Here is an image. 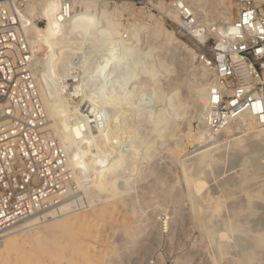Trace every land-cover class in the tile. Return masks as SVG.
<instances>
[{
	"label": "rangeland",
	"instance_id": "374dc122",
	"mask_svg": "<svg viewBox=\"0 0 264 264\" xmlns=\"http://www.w3.org/2000/svg\"><path fill=\"white\" fill-rule=\"evenodd\" d=\"M177 1L101 0L88 9L70 3L72 20L57 32L52 43L65 54L69 53L70 65L73 58L78 59V66L76 62L73 64L79 70L77 75L92 77L90 84L84 80L85 87L89 93L95 89L94 93L100 97H92L88 104L85 103L90 110H78L74 118H67L65 126L67 133L71 134L76 133L80 123L88 121V115L96 120L84 134L77 135L71 147L86 148L83 136L89 137L97 127L117 138L115 146H105L112 149L114 156L109 155L103 163L92 158L87 166L74 169L75 175L81 177V182L109 175L119 188L127 189V195L115 200L100 193L82 208L63 203L60 208H68L70 212L64 216L69 220L70 229L67 234H56L58 244L50 241L49 238H53L51 230L36 232L37 228H30L15 235L12 245L0 251V264H210L211 259L226 264L230 257L236 255L237 258L241 249L259 255L258 248L245 238L250 232L246 226L251 223L243 218L246 214L239 213L238 216L242 217L239 218L231 211L243 194L238 190L230 194L232 182H236L238 176L235 173H240L241 163L246 160L243 153H238L239 156L227 153L216 167L210 171L206 167L203 168L205 171L202 170L204 187L199 193L209 192L211 198L202 203L208 211L210 234L201 235L192 220L184 180L190 163H183V160L189 162L195 153L206 147L205 139H215L217 135L205 134L204 140H198L199 133L205 131L203 116L206 107L201 110L200 100H193L188 87L201 84L208 89L213 74L200 63L199 55L208 47L204 42L214 44L219 36L207 32L209 25L211 28L216 26L214 20H198L200 33L206 34L204 42L189 34L182 26L181 14L173 9ZM224 1L231 6L230 21H233L237 13L235 1ZM26 3L29 13V5L34 0H24V8ZM32 18L36 29H47L43 17L37 14ZM110 25L114 29L108 31ZM164 31H168L167 34ZM27 36L38 43L33 32ZM45 50L47 47L43 46L39 53L44 54ZM69 66L56 68L55 72L58 76L66 74L69 81ZM62 89L64 92L65 87ZM70 102L69 98V105H72ZM125 114L131 116L125 119ZM164 115L168 125L165 124V129L160 125V132L156 135L150 127L156 117L164 119ZM50 123L46 122L45 129L57 137L53 127L48 126ZM234 125L232 130L235 131L238 125ZM92 144L96 145L95 142ZM257 160L263 161L259 157ZM261 173L264 178V172ZM259 184L258 180L247 179L240 185L250 189ZM170 186L175 187L173 195L164 197L163 191ZM152 195L156 196L151 198ZM258 213V219L264 218V203ZM134 227L138 228V233L134 237L126 235V230L131 231ZM235 227L239 230L236 231ZM4 231L7 229L0 230V233ZM222 232L226 233L225 240L229 239L230 244L229 252L224 254L219 253L217 246ZM35 239L42 243L46 240L47 249L42 250ZM233 240L236 245L235 241L234 245L231 244Z\"/></svg>",
	"mask_w": 264,
	"mask_h": 264
},
{
	"label": "built area",
	"instance_id": "2783aa9c",
	"mask_svg": "<svg viewBox=\"0 0 264 264\" xmlns=\"http://www.w3.org/2000/svg\"><path fill=\"white\" fill-rule=\"evenodd\" d=\"M234 1L237 13L229 29L214 44L204 42L208 47L199 55L213 74L203 117L208 136L220 134L254 103L259 113L264 110V1ZM23 3L0 0V230L30 218L55 216L63 203L72 208L86 204L84 188L75 182L63 146L45 129L47 117L32 68L33 51L25 32L30 20ZM70 3L62 0L58 22L71 15ZM177 10L182 26L198 37L201 30L191 9L180 4ZM78 71L68 67L69 81H60L66 91L81 80ZM69 97L73 106L80 95ZM87 104L84 111L90 110Z\"/></svg>",
	"mask_w": 264,
	"mask_h": 264
},
{
	"label": "bare ground",
	"instance_id": "6f19581e",
	"mask_svg": "<svg viewBox=\"0 0 264 264\" xmlns=\"http://www.w3.org/2000/svg\"><path fill=\"white\" fill-rule=\"evenodd\" d=\"M69 1L71 2V4L78 3L82 5L84 9L94 7L96 3L101 2V0L100 1L98 0H69ZM61 2L62 0H34V3L29 5V11L31 12L29 13L32 16L28 13L27 3H26L25 8L23 9L24 14L30 20L29 25L25 28V32L26 34L30 33V31L33 32L37 36V40H38V43L35 44L34 41L31 38H29L32 51H33L32 68H33V72L36 77V83H37V86L40 92V97L42 100V104H43V107L46 113V117H47L46 122H51L48 126L53 127L55 131L53 133H55L57 137L50 134L49 132L48 133L51 136L56 137L61 143V145L63 146L67 154V165L69 168L72 169L73 178L75 182L78 184L79 187L84 188L86 202H88V204L92 203L93 201L91 199H93L94 197H97L98 194L100 193L105 194L107 199L108 197L115 199V200L120 199L127 195V189H123L124 187L119 188L117 184L115 183V181L112 180V178L109 175L107 177H101V175L96 176L95 178L85 181V183L83 184H81L82 183L81 177L78 174L75 175L74 169H80L81 167L87 166L91 162V160H93L92 158L95 159V162L103 163L104 161L107 160V157L109 155L114 156V152H111L112 149L111 148L108 149L107 147L108 146L112 147L113 145L115 146L117 143V138L112 133L106 132L104 128L97 127L95 129V132H93L92 134H89V137L83 136L87 144L86 148L82 150L78 147L77 148L71 147V145L76 141L77 135H81L82 133L84 134L86 130L91 126L92 122H96V120L94 116L88 115L87 116L88 118L86 117L88 121L80 123V127L76 128V133L71 134V133H67V129L65 126L67 118H70V117L74 118V113L78 110H82L84 108L85 102H87L88 100H91L92 97L98 96V94H96V92L94 93L95 89L94 91L91 92L93 94L89 93V91L87 92L88 89L86 88L87 86L85 87L86 84H84L85 83L84 80L85 81L88 80V83H89L90 78H92L89 76L88 77L83 76V78H81V82L79 81L80 83L79 82L74 83V85H71L68 87L67 91L66 89L64 90V92L62 91L63 85L60 84V81H63V80L68 81V78L66 77V74H62L58 76V74L55 72V69L70 65L67 59V54L69 53L65 54L64 52L60 51V47L59 46L56 47L54 43H52V41L55 38L57 32L64 26V24L66 25L67 22H70L72 20V14L69 16L68 19H66L63 22L57 21L56 13H57L59 6L61 5ZM180 4L191 9L195 18H197L196 21L198 23L199 21H207V20L215 21L214 25L216 26L214 28H211L210 25L208 26V31H207L208 33H212L216 36H219L218 38H220L221 36L225 35V33L227 32V29H229L230 20L232 17L231 16L232 11H231V6L229 5V3L227 4L224 0H178L177 3L174 4L173 9L177 10V6ZM37 14L46 20L45 27H47V29L45 31L40 30V28L36 29L37 26L34 23L33 21L34 19L32 17ZM170 15H173V14H170ZM173 17L176 19L178 18V17H175L174 15ZM218 22H221L222 24L217 25ZM181 23H183V21H181ZM109 27H107L108 31L114 29L113 25H110ZM155 31H159V30H155ZM159 32L158 33L156 32V33L159 34ZM167 32L165 33L167 34ZM202 34L203 33H200V32L197 33V36L200 39L198 41L200 42H204V39L206 36V34H203V36H201ZM43 46L47 47V51L45 50V53L43 52L44 54H40L39 52L41 48H43ZM75 54H77V52ZM78 57H79V54H78ZM77 64L78 63L76 62L75 65L78 66ZM80 66H82V64ZM80 66L78 67L79 69L81 68ZM54 72L56 74L52 76ZM39 74L41 75V78L39 77ZM60 87L62 90L59 89ZM188 88L190 90L191 96L193 97V100L194 101H196L197 99L200 100V107H201V110H203V107H206L207 105V100L205 101V99H207L208 97L209 88L207 89L205 86L201 84L195 85V86L191 85ZM69 90L71 91L74 90V93L70 94L68 92ZM75 90H79V92L76 93L78 95L75 94ZM79 95L80 96L82 95V96L79 97V99H77L78 101H75L76 105H73V106L69 105V98H70L69 96L77 97ZM96 110H97V107H95V111ZM258 111H259V107H257L256 103H254L252 105V108L243 112L242 114H240L237 118L233 119L232 121L228 122L224 130L220 134H217V137L215 139L208 138L209 140L207 141L206 139L204 140V138L206 137V136L204 137L206 132L204 131L203 133L201 131L199 133L198 140L199 139L204 140L206 147L202 150L200 149L197 153H195L193 159L191 158L192 161L189 159V162H188L187 158H186L187 160H183L185 161L183 163H186V164L190 163L188 165L190 166V170H188L189 173L186 172V175H185L186 179H184L186 180V183L185 181L184 183L186 184V187H185L186 194H187L186 198H188V201H189L188 205L190 207L192 220H193L194 225L200 231L201 235H208L211 232V229L208 226V211L206 210L204 206H202L203 205L202 203L204 201H209L211 198L208 194L209 192L199 193V192H202L201 190H203V187H204V178L201 175L202 170L205 171V169L207 168L206 170L210 171L212 168H214V166L216 167V164L221 160L220 158H223L224 157L223 155L227 153L229 154L231 153V155L239 156L238 153L241 152L243 153L244 157H246V160L241 163L243 167L240 169L241 171L239 170L240 173L239 171H237L239 174L235 173L238 176H236L235 178L236 182L235 181L232 182V189H231L232 193L230 192V194L233 195L234 193H237L236 190H238V193L242 192L243 194L241 198H239V200L233 205L234 209H231V211L233 212L234 216L236 215L238 216V214L241 212H244L246 214L247 217L244 216L243 218L248 220V222H251V223L248 224L247 222H244L245 224H248V227L246 226L247 228L246 230L250 231L247 234L248 237L245 236V238H248L249 241H251L255 245L254 248L256 249L258 248L257 250L259 251V255L256 256L253 254V252L246 251L247 249L242 250L239 247L242 251L240 250L239 254L237 253L238 257L236 258L235 257L236 255L234 256L235 259L230 257V259L228 260V263L226 262V264H264V218L260 217V219H258V216H259L258 209L260 208L261 203H264V178H261V175H262L261 172H264L263 171L264 170V151H263L264 150V110H262V113H259ZM129 116H131V114H125L124 117L126 119ZM161 116L160 117L155 116L156 119H154V124L151 125L150 127L153 132H156L155 133L156 135H158L157 133L160 132L158 131V129L161 128V126L163 127V129H165L164 127L168 125L166 123L165 115H164L165 120ZM153 118L151 120L152 122H153ZM234 124L238 125V128L237 127L236 128L239 131L232 130V128H234L235 126ZM94 125H96V123H94ZM61 127H62V130L60 129ZM94 142L96 144L95 146H93L92 144ZM221 149L223 150L221 151ZM258 157L263 159V161L259 162L257 160ZM184 165L185 164H183V166ZM187 169L185 171H187ZM185 171L183 174H185ZM247 179L258 180L260 184L257 185L255 188H250V189L244 188L243 186L241 187L240 184L243 181H246ZM174 188L175 187L173 186L166 188L163 191L164 197H167L170 195L172 196L174 193ZM153 196L154 195H152L151 198H153ZM207 204L209 205V203ZM211 209H213V207ZM91 212H92V209H91ZM69 213L70 212L68 208H62V209L60 208V213L55 216L48 217L40 221H38L36 217L31 218L27 222H23V223L21 222V223H18L10 227V228H14L17 226L15 229L8 230L9 229L8 228L7 231L0 233V238H2L0 239V251L12 245L13 243L12 238L15 235H17L19 232L28 230L30 228L31 229L37 228L36 232H41L44 230H51L53 238H49V239L50 241H53L54 243L58 244V241L55 239L57 238L56 234L59 232L67 234L69 232V229H70L69 220H66L67 217H64L66 216V214H69ZM238 217L242 218L240 217V215ZM159 222H160V219H159ZM240 227L242 226H239L238 228ZM238 228H236V231L239 230ZM246 230L244 233L245 235L247 233ZM126 231H127L126 235L128 234V236L134 237L138 233V228L134 227L133 230L131 231L126 230ZM225 235L226 233L223 234L222 232L220 234V237L218 236L221 239L220 243H217L218 251L220 254L229 252L230 244L227 241L229 239L225 240V237H227ZM248 239L246 240L248 241ZM234 241L235 240H233L231 244H233ZM35 242L39 243V246L42 248V250L47 249L48 247L46 240H44V243H42L40 239H35ZM235 245H236V241H235ZM251 248L254 249L253 247ZM34 249H35V245H34ZM64 253H67V252H64ZM1 254H3V252ZM222 263L223 262L217 261L214 259L210 260V264H222Z\"/></svg>",
	"mask_w": 264,
	"mask_h": 264
}]
</instances>
